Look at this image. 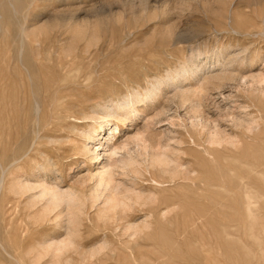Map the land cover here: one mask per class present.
I'll use <instances>...</instances> for the list:
<instances>
[{"label": "rangeland", "instance_id": "1", "mask_svg": "<svg viewBox=\"0 0 264 264\" xmlns=\"http://www.w3.org/2000/svg\"><path fill=\"white\" fill-rule=\"evenodd\" d=\"M197 57L202 71L181 68ZM25 65L33 88L55 85L38 99L49 122L43 130L34 124ZM262 75L264 0H0V264H264ZM134 92V105L116 109L125 124L113 141H128L133 154L143 135L179 156L190 177L145 164L136 174L118 169V180L160 202L107 222L86 207L77 251L42 257L40 244L62 239L65 229L52 217L35 221L12 183L34 173L62 188L88 183L98 150L85 149L116 123L100 118L101 105ZM211 131L225 140L211 144ZM145 219L149 228L125 230Z\"/></svg>", "mask_w": 264, "mask_h": 264}, {"label": "bare ground", "instance_id": "2", "mask_svg": "<svg viewBox=\"0 0 264 264\" xmlns=\"http://www.w3.org/2000/svg\"><path fill=\"white\" fill-rule=\"evenodd\" d=\"M30 1H32V0H30ZM26 3H27V1H26ZM10 6H11V12L15 15L16 14V8L14 7L13 4H11ZM27 8H29V7H27ZM21 31H23V30L21 29ZM218 60H220V59H218ZM218 60L216 62H219ZM200 61H202V59L200 57H197L194 60L193 59L188 60V62H186L184 65H182L181 68L184 71L196 74L197 72H200L204 69V66L200 64L201 63ZM39 63H41V62H39ZM40 66L42 67V65H40ZM18 67H20V66L18 65ZM23 68L26 70L27 75L29 76L28 78H30V74H31L30 68H28L26 65ZM67 69H68V67H67ZM50 74L51 73H49V75ZM17 76H19V75H17ZM64 76H66V75H64ZM262 76L258 77V82L264 83V76L263 77ZM45 77H47V76L45 75ZM49 77L50 76H48V78ZM55 79L56 78H54V80ZM86 79H87V76H86ZM12 80H14L13 77H12ZM44 80H46V79H44ZM28 82H29V88L27 87V89L29 90V93L33 95V96H31V98H33V100H34V105H33L34 108L32 109L33 115H34V124L37 126L38 129L43 130L44 127L46 126V124H49V122L45 119V116H44L45 112L43 113V111H44L43 107L44 106H43V104L41 106V104L38 103V99H39L41 94H44V96L42 98H44L48 95V93H49L48 92V86L53 85L54 82L49 81V79H48V83L46 84L47 86L44 85L41 90H38L39 88H37V89L33 88L31 78ZM20 83H22V82H20ZM84 83H85V81H84ZM155 83L156 84H154L153 89L161 84L160 82H155ZM168 83H174V82H173V80H169ZM16 84H18V83H16ZM259 85H260V83H259ZM21 86H22V84H21ZM53 86H55V85H53ZM261 89L263 90V93H264V87H262ZM8 90H10V88ZM75 90H73V88H72V91H75ZM5 91H7V90H5ZM23 92H20V93H23ZM65 92H66V90H65ZM70 92H71V90H70ZM260 93H262V91ZM23 94H22V97L20 98V101H21L23 109H24L27 102H29V97L25 98V96ZM151 94H152V92H151ZM138 98H140L139 93L134 92L131 96L120 97L116 101L110 102V104L101 105L102 112H104V115H102V116L100 115V118L106 119L107 121L112 118L113 120L115 119L116 123H114L113 125L108 127L106 129L107 132H104L101 134H100V131L99 132L97 131L98 129L93 130L95 132H98L97 135L100 136V138H99L100 141L98 142L97 145L93 146L91 149L90 148L85 149V154L90 153V152H96V149L98 150V152H96L93 155V157L91 158V159H94L93 163H97V167H96L97 169L94 173L90 172L89 176L87 177L88 183L80 184L77 187L69 186L68 188H62L58 184H55L53 182H47L45 179L38 178L37 173H34V177L36 179H34L32 181L17 178V180L16 181L14 180L15 182L12 183V186H11L12 192L15 194H19L21 196H24L25 200H26L25 207L27 209L34 210L33 217H34L35 221H39V220L44 221L45 219L52 217V220L55 221V224L59 228L65 229L66 235L62 239H60V240L51 239L50 241H44L42 244H40L41 247L38 250V253L42 254V257L46 256V255H50L51 257H55V258L66 257V254L69 251H77V246L75 244L74 237H76V235H77L80 219H81V216L84 213V209L86 207H91V208L95 207L99 219H102V220L107 222V221H110L113 219H115V220L125 219L128 215L127 212L132 210L133 206L135 204L146 205L148 203L160 202V200L158 201V198L156 197V195L154 193H148L145 195L146 192L142 193V191H137L134 188L128 186L126 183H124L125 179L123 182L121 180H118L116 178L117 174H119L118 169H120V171H119L120 174H124L125 170L136 174L139 172L138 167L143 166L141 164H145V165H147V167L148 166L149 167H157V168H159V170L162 173H166V175L169 174L172 177H175L178 175L179 176L181 175V176L185 177L186 179L190 177V173H191L190 168L188 167L189 168L188 169L187 167H183V163L181 162V158L179 156H177L176 158H173L169 154L166 146H165L166 149H165V147L153 148L152 146H150L149 144L146 143V139L144 137H142L143 135L135 136L134 139L136 140V144H135L136 149H135L133 154L130 153L131 151L129 152L127 150V148L129 147L128 141L122 142V143H117L116 141H113L114 138L120 132V126L122 124H125V123H123L124 122L123 116L121 114H119L117 110L126 107L127 105H129L132 102H135V100H137ZM146 98H147V96H146ZM25 100H26V103H24ZM39 101H40V99H39ZM9 104H11V103H9ZM63 105H65V103ZM68 105H70V104H68ZM22 118H23V115H22ZM15 124H17V123L15 122ZM99 128H102L101 124H99ZM13 129H14V127H13ZM15 130H17V129H15ZM215 131L217 132V130H215ZM215 131H211V133L212 132L213 133L211 135L209 134V142L211 144H220V142L225 140V139H223L221 137L222 135L220 136ZM16 134H17V132H16ZM15 142H16V140H15ZM15 142H14V144H15ZM109 142H110V144H108ZM32 147H33V144H32ZM158 147H159V145H158ZM13 148H14V146H13ZM7 150L8 149L6 147V150H5V152H3V154L5 153V155H6ZM120 150H127V152H129V153H125L124 155L116 156L117 154H119ZM0 152H2L1 149H0ZM21 157H23V155ZM139 157L141 158V160H139ZM13 160H15V159H13ZM5 161H6V158H5ZM10 162L12 163V161H10ZM49 165H50V163H49ZM47 166L48 165H46V167ZM46 169H43V170H46ZM5 171H7V170L5 169ZM51 171H53V170H51ZM49 173L50 172L48 170L44 174H49ZM1 174H2V172H1ZM4 174H5V172H4ZM134 176H136V175H134ZM3 178L4 177L2 176V179ZM130 178H132V177H130ZM130 183H132V182H130ZM2 186H0V187L2 188ZM165 209L167 210V207ZM165 209H163V211H165ZM167 212L168 211H165L164 213L162 212V214H167ZM169 212H171V211H169ZM162 217H163V215H162ZM124 227H125L126 231H130V232H132L133 235H135L134 234L135 232H138V231L141 232L144 229L149 228L150 223L145 219V220H142L138 224H129L128 223ZM130 236H131V233H130ZM105 247H106V242L103 241L98 246H96V247L94 246V248H92L89 252H90V254H94V253L98 252L99 250H101Z\"/></svg>", "mask_w": 264, "mask_h": 264}]
</instances>
